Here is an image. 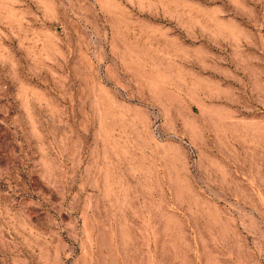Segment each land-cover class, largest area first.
Returning a JSON list of instances; mask_svg holds the SVG:
<instances>
[{"label":"rangeland","instance_id":"374dc122","mask_svg":"<svg viewBox=\"0 0 264 264\" xmlns=\"http://www.w3.org/2000/svg\"><path fill=\"white\" fill-rule=\"evenodd\" d=\"M0 264H264V0H0Z\"/></svg>","mask_w":264,"mask_h":264}]
</instances>
